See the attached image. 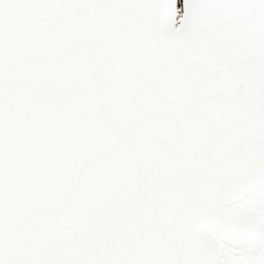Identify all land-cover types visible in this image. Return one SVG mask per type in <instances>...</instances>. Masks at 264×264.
Segmentation results:
<instances>
[{
  "label": "snow or ice",
  "instance_id": "1",
  "mask_svg": "<svg viewBox=\"0 0 264 264\" xmlns=\"http://www.w3.org/2000/svg\"><path fill=\"white\" fill-rule=\"evenodd\" d=\"M0 264H264V0H0Z\"/></svg>",
  "mask_w": 264,
  "mask_h": 264
}]
</instances>
